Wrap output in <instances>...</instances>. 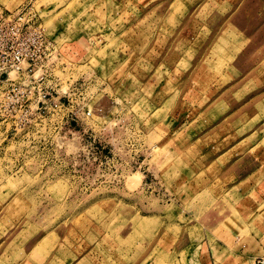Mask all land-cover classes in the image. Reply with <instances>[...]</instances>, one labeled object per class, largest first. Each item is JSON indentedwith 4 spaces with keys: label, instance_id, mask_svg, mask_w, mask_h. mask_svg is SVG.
I'll return each instance as SVG.
<instances>
[{
    "label": "rangeland",
    "instance_id": "1",
    "mask_svg": "<svg viewBox=\"0 0 264 264\" xmlns=\"http://www.w3.org/2000/svg\"><path fill=\"white\" fill-rule=\"evenodd\" d=\"M29 2L53 98L22 129L0 111V264H229L220 247H264V0L0 11Z\"/></svg>",
    "mask_w": 264,
    "mask_h": 264
},
{
    "label": "built area",
    "instance_id": "2",
    "mask_svg": "<svg viewBox=\"0 0 264 264\" xmlns=\"http://www.w3.org/2000/svg\"><path fill=\"white\" fill-rule=\"evenodd\" d=\"M52 49L36 3L0 11V83L6 86L0 111L10 129L31 125L52 101V91L45 84ZM250 264H264V255Z\"/></svg>",
    "mask_w": 264,
    "mask_h": 264
},
{
    "label": "crops",
    "instance_id": "3",
    "mask_svg": "<svg viewBox=\"0 0 264 264\" xmlns=\"http://www.w3.org/2000/svg\"><path fill=\"white\" fill-rule=\"evenodd\" d=\"M256 241H249V245L247 248H244L243 250H240L238 252V254H236L235 252L231 253L230 250L224 249V248H219L214 249L212 256L216 257L217 259H219L216 254H215V250L219 251L221 253L222 258L220 259H226L228 260L227 262L229 264H250L255 258L264 255V247L260 245L259 243V247L257 246ZM224 250V252H223ZM238 255V256H237ZM209 258L208 260V264L212 263L211 257L208 256ZM207 260H205V264H207ZM224 264V263H223Z\"/></svg>",
    "mask_w": 264,
    "mask_h": 264
},
{
    "label": "bare ground",
    "instance_id": "4",
    "mask_svg": "<svg viewBox=\"0 0 264 264\" xmlns=\"http://www.w3.org/2000/svg\"><path fill=\"white\" fill-rule=\"evenodd\" d=\"M8 8H10V7H8Z\"/></svg>",
    "mask_w": 264,
    "mask_h": 264
}]
</instances>
